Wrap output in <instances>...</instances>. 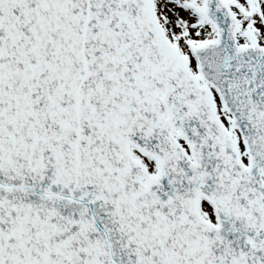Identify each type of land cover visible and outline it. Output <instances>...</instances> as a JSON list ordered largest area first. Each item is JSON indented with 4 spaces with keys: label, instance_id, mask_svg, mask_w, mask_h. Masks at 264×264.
<instances>
[{
    "label": "water",
    "instance_id": "water-1",
    "mask_svg": "<svg viewBox=\"0 0 264 264\" xmlns=\"http://www.w3.org/2000/svg\"><path fill=\"white\" fill-rule=\"evenodd\" d=\"M203 1L217 38L193 53L242 134L247 167L227 135L207 149L195 139L193 162L172 138L208 98L215 108L153 0H0V264H264V49L251 30L237 46L227 3ZM200 127L191 138L204 137ZM129 143L156 160V175ZM216 160L234 163L221 174L202 166ZM182 184L212 193L210 248L182 221L194 204L172 207Z\"/></svg>",
    "mask_w": 264,
    "mask_h": 264
},
{
    "label": "rangeland",
    "instance_id": "rangeland-1",
    "mask_svg": "<svg viewBox=\"0 0 264 264\" xmlns=\"http://www.w3.org/2000/svg\"><path fill=\"white\" fill-rule=\"evenodd\" d=\"M231 11L235 14L241 27L236 34L237 43H248L245 35L246 27L250 28L264 45V0H226ZM157 17L165 30L166 37L176 45L180 53L189 61L190 69L195 72V61L190 53L193 45L214 38L215 31L201 11L202 0H154ZM217 112L221 120L234 136L237 131L230 128L227 122V114L222 109L219 101L215 98ZM241 155L246 162V155L240 144ZM135 155L142 160L151 173L155 172L154 165L149 160L142 158L138 153ZM208 207L205 211H208ZM210 214V213H209ZM206 218H210V215Z\"/></svg>",
    "mask_w": 264,
    "mask_h": 264
},
{
    "label": "bare ground",
    "instance_id": "bare-ground-1",
    "mask_svg": "<svg viewBox=\"0 0 264 264\" xmlns=\"http://www.w3.org/2000/svg\"><path fill=\"white\" fill-rule=\"evenodd\" d=\"M204 75H205L204 77L207 78V81L204 80L202 77H198L196 80L194 79L195 81H193L194 84H197L198 87H201V88H198V90H201L202 92H206V90H209V86H208V83L207 82H212V80L214 81V78L213 77H210L207 74H204ZM219 85H222V82L221 81L219 82ZM193 106H194V111H195V109L197 110V108L200 111L197 110V111L191 113L190 116L188 117V119L185 120L183 126L179 130L180 133H181V135L184 136V137H186V140L189 142V145H190L191 150H193L192 148L193 147L195 148V145H197V144H195V139L199 140V143H198V146L199 147L202 148V145H200V144L203 143V145L205 146V149H207V146L209 144H211V142L214 140V139H211V137H213V136L216 137L218 134H221V137L222 138H226L225 135L222 133L223 130L222 129L219 130L220 127L218 126V124L215 121V113L212 112V110H211L209 98L206 100V103H205L206 108L205 109L202 107L203 105L201 107H197V108H196V104L193 105ZM192 117L193 118L194 117H197L198 125H197L196 128H193L192 130H190L188 128V126H187V122ZM199 122H205V124H206L204 126V128H205L204 131L203 132H200L204 137H193V138H191L190 137V133L195 132V131H197V130H199L201 128L199 126ZM174 130H172V131H174ZM72 135H73L72 133H68L67 134V138L68 137L70 138ZM170 140H172V142H174L173 139H170ZM94 141H96V140H94ZM95 143L98 144V142H95ZM218 143H219V147L221 149H224V144L222 142H220V141H218ZM133 145L134 144L129 143V145H128L129 146V149L132 148ZM188 148H189V146H184L183 147L184 151H186L187 153H188ZM99 151H101V150H98V152ZM130 151H131V149H130ZM187 153H185V154L186 155H189ZM205 153H207V152H205ZM228 157H231V156H228ZM208 159L210 160V158H208ZM222 159H224V158H222ZM162 163H163V160H162ZM233 163L234 162L232 161V162H229L227 165H225L224 162L221 163V161L219 162V160H216L214 162L207 161V163L202 164V166L204 168H206L207 170H209V171H216L217 169H219L220 170L219 171V174H221L224 171V168H227L226 166L232 165ZM227 169H229V168H227ZM226 176H228V175L225 174V176H223L222 178L225 179ZM59 181L60 180L57 179L56 177H51V179H50L51 184H54V185H57L59 183ZM67 214H68V212H66L64 214V216H66ZM46 217L48 219H56V218L59 219L60 215H55L54 212H53V210L50 209L49 212L46 214ZM40 225H41L40 226V231H41L43 229L44 225H45V221H42L40 223ZM45 239L48 240L49 239V236L47 235L45 237ZM53 241H54V238L51 239V242H53ZM58 243H59V240H58ZM41 254H42V251H38V255L40 256Z\"/></svg>",
    "mask_w": 264,
    "mask_h": 264
}]
</instances>
